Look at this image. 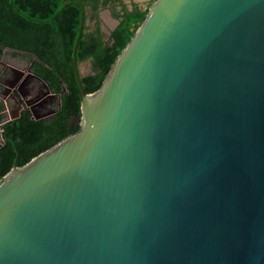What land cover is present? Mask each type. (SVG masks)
Listing matches in <instances>:
<instances>
[{"label":"water","instance_id":"obj_1","mask_svg":"<svg viewBox=\"0 0 264 264\" xmlns=\"http://www.w3.org/2000/svg\"><path fill=\"white\" fill-rule=\"evenodd\" d=\"M81 9V130L0 181V264H264V0H157L90 95ZM33 78L4 123L56 113Z\"/></svg>","mask_w":264,"mask_h":264},{"label":"trees","instance_id":"obj_2","mask_svg":"<svg viewBox=\"0 0 264 264\" xmlns=\"http://www.w3.org/2000/svg\"><path fill=\"white\" fill-rule=\"evenodd\" d=\"M156 1L150 0L147 8L130 10L124 0H0V58L5 49L22 54L32 61L34 76L61 100L59 109L46 120H36L25 110L17 120L7 123L6 105L0 100V181L14 168H23L81 130L82 96L74 67L81 8L86 17L76 55L79 66L91 62L92 74L80 79L84 93L90 95L102 88ZM104 10L120 22L109 37L99 18ZM89 12L91 16H87ZM88 21L96 22L94 29Z\"/></svg>","mask_w":264,"mask_h":264},{"label":"flooded vegetation","instance_id":"obj_3","mask_svg":"<svg viewBox=\"0 0 264 264\" xmlns=\"http://www.w3.org/2000/svg\"><path fill=\"white\" fill-rule=\"evenodd\" d=\"M132 2H131V4L129 3V4H127L126 3V0H124V3L125 4H127V7L130 9V10H133L135 7H140V8H142L141 7V5L140 4H138V3H136L134 0H131ZM118 10H120V7H119V5H118ZM109 11V10H108ZM103 12H105V11H101V13H100V15H99V18H100V20H102L103 18H102V13ZM111 12V11H110ZM107 15V14H106ZM87 16H91V13L89 12V13H87ZM109 17V16H108ZM110 20L111 21H113L114 20V16H113V14H112V12H111V15H110ZM116 20V19H115ZM96 24V22L95 21H93V24ZM114 23V22H113ZM108 26L110 27V25L108 24ZM94 25H92L91 26V28H93L94 29ZM114 29V28H113ZM105 34H106V36H108V35H111V34H109V33H106V32H104ZM4 52V51H3ZM3 54L4 53H2V56H3ZM2 56H1V58H0V67H3V66H1L2 65ZM29 71H32V69L30 68V70ZM32 74H33V71H32ZM28 75V74H27ZM27 75H24V74H22V71H18V70H15L14 72H13V75H11L10 73H9V78H7L8 79V81L9 82H7V81H5L6 79L5 78H1V75H0V79L3 81V83H1L0 82V86L2 87V89H1V91H0V99H1V101H4V103H5V105H6V100H8L9 101V106H11V109H12V112H13V114H15V111H16V108H17V106H16V104H15V102H14V100L12 99V97L13 96H16L17 98H19V96H20V94L17 92L18 91V89L20 88V85L25 81V79H26V76ZM34 75V74H33ZM36 79H38V78H33V80L28 84V85H26V86H23V88H22V92H21V94H29V98H28V100H31L32 101V104L35 106L34 107V111H37V109L38 108H45V106L47 105V104H49V103H51V102H54V100H52V99H49V100H45V102L44 103H42L40 106H37V105H35V102L39 99V98H43V95H44V92H43V90H44V87H43V85H40V84H38V82L36 81ZM0 80V81H1ZM9 83V84H8ZM5 84H8V86H6ZM44 84V83H43ZM45 89H46V91H47V87H45ZM9 90L11 91V92H9ZM49 98V97H48ZM26 101V100H25ZM9 106H7L6 105V110H8V113H10L9 112V109H8V107ZM25 110H28L27 108L25 109ZM24 110V111H25ZM33 111V112H34ZM49 114H51V111L49 110Z\"/></svg>","mask_w":264,"mask_h":264},{"label":"rangeland","instance_id":"obj_4","mask_svg":"<svg viewBox=\"0 0 264 264\" xmlns=\"http://www.w3.org/2000/svg\"><path fill=\"white\" fill-rule=\"evenodd\" d=\"M136 3L140 4L142 8H147L149 6V2L150 0H134ZM131 0H126L127 4H131ZM105 12L102 13V20H100L101 22V27L102 30L106 33H111L113 31V28L115 26V24L113 23L114 21H111L110 18L106 15V13L108 12V10H104ZM115 20V19H114ZM88 24L90 26L95 25V23L93 24V22L88 21ZM108 24L110 25V27L108 26ZM110 35H108L107 37H109ZM13 52L7 50L6 55L3 57L2 60V65L3 67H0V75L1 78H5L7 82L9 78V73L11 75H13V72L15 70H20L22 71V74L27 75L29 73V70L31 68V62L28 59H15L14 57H12ZM14 64H18L16 66H14ZM86 65H89L88 63H83L81 65V70L83 74H89L92 73V68L89 67L88 69H85L84 67ZM1 80V79H0ZM3 80V79H2ZM0 81L1 83H3V81ZM9 84V83H8ZM8 84H5L6 86H8ZM42 85V84H40ZM44 87V86H43ZM44 93H46V89L44 87L43 90ZM4 102V101H3ZM60 106V96L57 95L56 97H54V106L52 107V109L50 108V111H57L59 109ZM36 117H40V118H45L48 117L49 114V109L44 108L43 109H37V111H34L33 113ZM9 115H5V119H9L8 117ZM1 130H0V142H2V136H1Z\"/></svg>","mask_w":264,"mask_h":264},{"label":"crops","instance_id":"obj_5","mask_svg":"<svg viewBox=\"0 0 264 264\" xmlns=\"http://www.w3.org/2000/svg\"><path fill=\"white\" fill-rule=\"evenodd\" d=\"M107 14V13H106ZM7 50H9V51H12L13 52V54H12V57H14L15 59H20V58H22V59H26V57H24L22 54H16V52L15 51H13V50H11V49H5L4 50V54H3V56H2V60H3V57L6 55V52H7ZM16 65H18V64H14V66H16ZM89 67H91L90 65H86L84 68L85 69H88ZM19 71V70H18ZM82 71V70H81ZM36 81L38 82V84H42L44 87H47L46 86V84L43 82V81H41V80H39V79H36ZM44 83V84H43ZM49 99H52V100H54V97H49V98H46L45 100H49ZM1 100V99H0ZM45 100H44V102H45ZM43 102V103H44ZM42 103V102H41ZM54 106V102H51V103H49V104H47L46 106H45V108L46 109H49L50 110V108L52 109V107ZM9 108H10V112H11V106H9ZM39 109H43V108H39ZM44 110V109H43ZM51 112H54V111H51Z\"/></svg>","mask_w":264,"mask_h":264},{"label":"built area","instance_id":"obj_6","mask_svg":"<svg viewBox=\"0 0 264 264\" xmlns=\"http://www.w3.org/2000/svg\"><path fill=\"white\" fill-rule=\"evenodd\" d=\"M4 113H5V115H9V113H8V110H5V112H4Z\"/></svg>","mask_w":264,"mask_h":264}]
</instances>
